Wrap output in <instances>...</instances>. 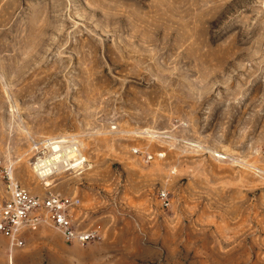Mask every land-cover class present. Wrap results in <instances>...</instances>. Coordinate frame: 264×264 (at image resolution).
<instances>
[{
	"label": "rangeland",
	"instance_id": "374dc122",
	"mask_svg": "<svg viewBox=\"0 0 264 264\" xmlns=\"http://www.w3.org/2000/svg\"><path fill=\"white\" fill-rule=\"evenodd\" d=\"M54 142L83 161L43 177ZM4 167L102 238L0 264H264V0H0Z\"/></svg>",
	"mask_w": 264,
	"mask_h": 264
},
{
	"label": "built area",
	"instance_id": "2783aa9c",
	"mask_svg": "<svg viewBox=\"0 0 264 264\" xmlns=\"http://www.w3.org/2000/svg\"><path fill=\"white\" fill-rule=\"evenodd\" d=\"M4 190L0 195V235L9 240L12 247L25 244V234L41 226H50L58 231L68 243L99 241L100 226L94 229H78L73 220L77 201L57 194L38 196L30 194L13 177L12 170H2ZM162 203L167 206L166 194Z\"/></svg>",
	"mask_w": 264,
	"mask_h": 264
},
{
	"label": "bare ground",
	"instance_id": "6f19581e",
	"mask_svg": "<svg viewBox=\"0 0 264 264\" xmlns=\"http://www.w3.org/2000/svg\"><path fill=\"white\" fill-rule=\"evenodd\" d=\"M49 148L53 152L52 156L47 160H40L35 165L37 168L36 171H38L39 174L43 177L51 174V171L53 169H57L59 165H62V167H68L69 169H71V168L79 167L80 163L83 161L81 160V156H79L77 147H73L72 149H69L65 153H63L61 149V142H54V143H50Z\"/></svg>",
	"mask_w": 264,
	"mask_h": 264
}]
</instances>
